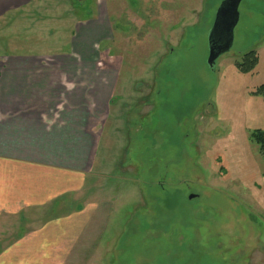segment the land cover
I'll use <instances>...</instances> for the list:
<instances>
[{
    "label": "rangeland",
    "instance_id": "rangeland-1",
    "mask_svg": "<svg viewBox=\"0 0 264 264\" xmlns=\"http://www.w3.org/2000/svg\"><path fill=\"white\" fill-rule=\"evenodd\" d=\"M221 1L33 0L0 19V48L58 68L96 142L82 189L6 218L2 243L41 233L17 264H264V0H241L211 71Z\"/></svg>",
    "mask_w": 264,
    "mask_h": 264
},
{
    "label": "crops",
    "instance_id": "crops-1",
    "mask_svg": "<svg viewBox=\"0 0 264 264\" xmlns=\"http://www.w3.org/2000/svg\"><path fill=\"white\" fill-rule=\"evenodd\" d=\"M31 2L0 0V19L18 13ZM41 57L4 52L0 48V236L3 239L9 231L6 220L9 215L28 217L30 224L31 208L82 189V173L90 172L96 150L95 137L87 129V120L81 118L78 102H65L61 98L63 78L56 77L58 68L48 67ZM92 85L90 90L95 92V81ZM56 221L59 222L51 223L53 227L60 223V219ZM30 228L31 225L15 241L0 242V264H17L22 256L37 260L38 256H33L31 251L37 242L33 236L41 233Z\"/></svg>",
    "mask_w": 264,
    "mask_h": 264
},
{
    "label": "water",
    "instance_id": "water-1",
    "mask_svg": "<svg viewBox=\"0 0 264 264\" xmlns=\"http://www.w3.org/2000/svg\"><path fill=\"white\" fill-rule=\"evenodd\" d=\"M241 0H222L215 12L214 22L208 33L206 64L214 71L217 59L231 49L234 29L239 20Z\"/></svg>",
    "mask_w": 264,
    "mask_h": 264
},
{
    "label": "trees",
    "instance_id": "trees-1",
    "mask_svg": "<svg viewBox=\"0 0 264 264\" xmlns=\"http://www.w3.org/2000/svg\"><path fill=\"white\" fill-rule=\"evenodd\" d=\"M242 62L241 64H239V67L240 69H242L243 71H249L251 69H253L257 63V60H258V56H257V53L256 51L254 50H251L247 53H244V55L242 56ZM207 66V64H206ZM208 68V66H207ZM209 69V68H208ZM256 93L260 94L262 96V98L264 99V83L261 84L258 88H257V91ZM180 107H182V104H179ZM186 106V105H184ZM183 106V108H184ZM178 108L176 107L175 108V111L177 110ZM165 122H168L165 120ZM168 128L170 129L171 131V128L172 126L168 123H165L163 124V127H158L157 129L160 131V132H163L164 134L168 133ZM154 131H157V130H154ZM153 132V130L151 131ZM154 133V132H153ZM151 134V133H150ZM168 135V134H167ZM166 135V136H167ZM253 138L255 139V141L258 143L259 145V148H260V151L262 153V155L264 156V130L262 129H257L253 132L252 134ZM148 139V137H147ZM147 159H149V162H151V156H148ZM146 159V160H147ZM158 159V158H157ZM144 167H146L145 164H143ZM155 170V168H154ZM162 183L163 182H159V185L160 187L162 186ZM162 208V207H161Z\"/></svg>",
    "mask_w": 264,
    "mask_h": 264
},
{
    "label": "bare ground",
    "instance_id": "bare-ground-1",
    "mask_svg": "<svg viewBox=\"0 0 264 264\" xmlns=\"http://www.w3.org/2000/svg\"><path fill=\"white\" fill-rule=\"evenodd\" d=\"M237 25V24H236Z\"/></svg>",
    "mask_w": 264,
    "mask_h": 264
}]
</instances>
